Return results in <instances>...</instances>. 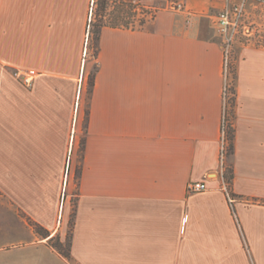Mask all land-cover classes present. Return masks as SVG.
Segmentation results:
<instances>
[{
  "label": "crops",
  "instance_id": "0c3cea01",
  "mask_svg": "<svg viewBox=\"0 0 264 264\" xmlns=\"http://www.w3.org/2000/svg\"><path fill=\"white\" fill-rule=\"evenodd\" d=\"M95 1L0 0V264H264V47L236 54L229 200L225 2L112 0L151 15L103 25L91 59Z\"/></svg>",
  "mask_w": 264,
  "mask_h": 264
},
{
  "label": "rangeland",
  "instance_id": "374dc122",
  "mask_svg": "<svg viewBox=\"0 0 264 264\" xmlns=\"http://www.w3.org/2000/svg\"><path fill=\"white\" fill-rule=\"evenodd\" d=\"M101 2L105 6V9L103 10L101 9V6L98 5ZM118 6L119 5L118 4L115 5V2H113L112 0H96L95 7L93 10L91 25L96 24V25H102V26L103 25L136 26V25H139L140 23H143L145 19L149 18L151 15V12L140 8V5L134 2H132L130 7L125 8L124 15H121L119 13ZM242 25L245 26L247 31L242 33V30H241L239 34L236 36L233 42V45L231 47L229 58H228L229 84L231 85V88H232V93L229 94V102H228V107H227L228 108L227 109L228 120L230 122L229 124H231V119H232L233 106L231 104V100L233 99V96H234L233 83H234V77H235L236 54H237V51L241 47H246V46L264 47V7L256 3H253V2H249L246 7V12H245ZM218 38L220 39L219 42H220V47H221L222 39L220 37ZM89 48H90V51H89L90 58L92 59L95 56L94 50L96 48L95 42L92 40V34L90 36ZM222 57H223V54H222ZM94 70H95V67H93L90 70V72L86 75L85 79H86L87 90H89L90 88L89 80H90L91 75L94 74ZM228 137L229 136L227 134V143H228ZM225 166H228V164H225ZM78 171L79 170H77V172ZM71 202H72V209H71L70 217L68 219V224H67V228H68L67 234L68 235L71 229L73 210H74L73 208L74 199H72Z\"/></svg>",
  "mask_w": 264,
  "mask_h": 264
},
{
  "label": "built area",
  "instance_id": "2783aa9c",
  "mask_svg": "<svg viewBox=\"0 0 264 264\" xmlns=\"http://www.w3.org/2000/svg\"><path fill=\"white\" fill-rule=\"evenodd\" d=\"M225 6L218 12L214 20V26L217 31L218 36L222 39L221 49L223 54V88H222V100H223V112L221 117L220 126V154H219V175L222 179V187L224 192L227 194L229 200H231V195L229 191V185L227 184L224 174H225V159L227 152V129L229 125L227 107L229 102V94L232 93L231 85L229 84V53L233 42L239 32L242 30L244 33L246 30L243 24V19L246 12V7L249 2L256 3L264 7V0H223ZM180 8V5H177ZM88 43V34L86 39V44ZM86 55V52H85ZM79 98V95H78ZM69 162L66 166L65 176L68 175ZM207 188L202 182H189L187 184L188 193H197L206 191ZM65 199V189L61 194V203Z\"/></svg>",
  "mask_w": 264,
  "mask_h": 264
},
{
  "label": "trees",
  "instance_id": "16d2710c",
  "mask_svg": "<svg viewBox=\"0 0 264 264\" xmlns=\"http://www.w3.org/2000/svg\"><path fill=\"white\" fill-rule=\"evenodd\" d=\"M98 5L101 6V9H105V6L103 5V3H99ZM97 5V7H98ZM104 6V8H103ZM92 29H91V34H92V40L95 42V45L97 44L98 41V34H99V29L102 27V25H96L93 24L91 25ZM94 53L96 55L97 50L95 48ZM93 79H94V74L91 75L90 80H89V84L92 85L93 84ZM234 91V90H233ZM231 104L232 106L234 105V98L231 100ZM227 134H228V145H227V153L226 155H230V153L233 150V128L232 125L229 124L228 129H227ZM225 180L227 182V184L230 186L234 177L233 174V169L231 166H226L225 167V174H224ZM73 221H74V215L72 217V223H71V229L70 232L72 230L73 227ZM34 226V230L35 232L42 237H47L49 236V233L45 230H43L40 226L33 224ZM71 233H69V235L67 234L66 237L64 239H61L60 236H55L52 237L49 240V245L55 249L60 255H62L63 257H65L66 259H71Z\"/></svg>",
  "mask_w": 264,
  "mask_h": 264
}]
</instances>
